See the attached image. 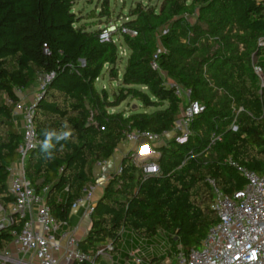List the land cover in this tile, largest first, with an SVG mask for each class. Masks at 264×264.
Instances as JSON below:
<instances>
[{"label":"trees","instance_id":"1","mask_svg":"<svg viewBox=\"0 0 264 264\" xmlns=\"http://www.w3.org/2000/svg\"><path fill=\"white\" fill-rule=\"evenodd\" d=\"M73 4L0 0V206L7 210L15 200L7 185V167L17 160L22 139L13 118L19 102L14 89L52 74L34 105L40 144L28 153L23 170L36 193L46 188L52 215L68 221L73 203L94 182L93 167L115 153L125 132L163 136L175 129L184 104L166 84L171 82L190 89V100L204 106L190 122L187 139L151 145L159 154L151 159L158 172L145 178L131 153L125 154L121 172L111 174L93 204L90 227L78 244L90 252L110 242L118 251L129 229L145 240L160 233L173 250L197 248L217 222L207 180L231 195L246 181L227 160L256 174L264 169V2H138L109 40L99 37L101 28L80 23ZM120 46L127 54L119 76ZM105 68L119 82L111 92L95 85ZM127 98L141 110H114ZM45 131L71 135L59 143L54 137L46 154ZM12 216L0 229V253L23 226ZM163 258L154 256L151 263Z\"/></svg>","mask_w":264,"mask_h":264},{"label":"built area","instance_id":"2","mask_svg":"<svg viewBox=\"0 0 264 264\" xmlns=\"http://www.w3.org/2000/svg\"><path fill=\"white\" fill-rule=\"evenodd\" d=\"M117 26L112 24L102 29L99 37L109 40ZM120 32L129 36L136 35L131 29L122 28ZM112 41L115 42L116 39ZM119 52L121 56L125 55L122 46L119 47ZM152 68H157L156 63H152ZM51 77L52 74L41 77L30 102H21L23 90L20 87L14 89L19 97L14 109L21 115L22 139L17 147L18 158L14 162L18 167L15 169L13 163L7 167L8 191L15 200L8 205V214L0 217V229L12 222L13 214L23 221V226L20 232H13L9 245L0 253V264H153L149 255L153 253L156 245L161 250L156 257H164L158 264H264V169L256 174L230 159L227 160L228 164L246 183L238 191L227 195L213 180H207L212 189L210 208L215 212L217 222L209 227L197 248L185 250L177 246L173 250L170 243L167 248H163V244L156 240L136 239L135 243L131 238V246L127 252L122 248V244L126 243L124 239L118 251H115L110 242L96 246L90 252L81 251L78 244L80 240L72 234L68 221L57 220L45 204L43 195L46 188L42 193H36L23 170L28 153L40 144L33 124L34 105ZM166 84L174 86L175 95L183 100L184 105L175 126L179 132L176 139L183 142L189 135L190 122L203 111L204 106L190 100V89L171 82ZM7 102L11 103L10 100ZM124 136L125 142L138 145V149L132 151L130 156L133 162L139 164L143 177L156 174L158 166L151 159L159 154L152 146L161 136L137 130L127 131ZM115 172H121L120 165ZM92 190V186L85 187L82 194L87 200L85 213L89 216L94 204L90 198ZM78 200L72 207L76 206Z\"/></svg>","mask_w":264,"mask_h":264},{"label":"rangeland","instance_id":"3","mask_svg":"<svg viewBox=\"0 0 264 264\" xmlns=\"http://www.w3.org/2000/svg\"><path fill=\"white\" fill-rule=\"evenodd\" d=\"M73 11L76 15L81 18L80 23H85L86 25H90L91 29L94 28H101L104 29L108 27L109 25L115 24L119 25V23L124 19L125 15L127 14L130 7H133L136 3H144L149 5H159L161 0H106V3L104 4L105 0H73ZM118 36L115 35L114 39H116ZM122 48L125 50V55L121 56V59L116 63V67L118 70V74L122 73L124 69L125 59L127 50L125 47L122 46ZM41 80V77H40ZM38 79L37 82H40ZM118 81L111 80L108 77L107 69L105 68L103 70V74L96 80L95 85L98 89L100 88H106L109 92L115 89V87L118 85ZM132 109H139L141 110L140 105L138 102H136L134 99L127 98L124 102H122L118 107L114 108L116 111H122L124 113L130 112ZM150 110V109H148ZM177 125V123L175 124ZM178 130H173L171 132H168V134H164L159 138L158 141H156L154 144H165L172 138L178 137ZM135 147L131 149L129 152L131 153L134 150L138 149V145L134 144ZM124 232L130 233V236H133L129 229H126ZM136 238V237H135ZM125 241V237H123ZM142 240V239H138ZM156 241H159L161 244H163V248H167L169 246V241L167 238H165L162 234H158ZM153 240V241H155ZM136 242V241H135ZM130 240H126L125 244H122V248L124 252H127L130 245ZM159 244V243H157ZM161 250L158 245L155 246L154 251L152 254L149 255V259L153 256L160 255Z\"/></svg>","mask_w":264,"mask_h":264},{"label":"crops","instance_id":"4","mask_svg":"<svg viewBox=\"0 0 264 264\" xmlns=\"http://www.w3.org/2000/svg\"><path fill=\"white\" fill-rule=\"evenodd\" d=\"M40 80V77L38 78ZM38 84H35L27 89H24L20 98L21 102H30L36 93V90L38 88ZM13 118L15 125L20 131L22 120L21 115L18 110L13 111ZM168 134V133H166ZM161 144H158L156 146H159ZM135 147L134 143L131 142H121L116 150L115 153L112 154V156L107 159L106 161L96 164L93 167V176H94V182L87 183L85 187H93V190L91 192V202L95 203L100 196L103 193V188L108 182L109 177L112 173H114L118 166L120 165V162L125 154H128V152ZM14 168L16 169L18 166L16 163H13ZM64 194V191H62L59 196L62 199V195ZM87 205V200L85 199L84 195L79 198L77 204L75 207L71 208V211L69 213V219H68V225L71 229V232L75 237L79 240L83 239L87 231L90 227V216L85 213ZM8 214V208L7 210H4L2 207L0 209V217H3L4 215ZM132 234V233H131ZM133 235V234H132ZM123 237H125V240H130L131 238L136 241L135 236H130V233L124 232ZM136 243V242H135Z\"/></svg>","mask_w":264,"mask_h":264},{"label":"clouds","instance_id":"5","mask_svg":"<svg viewBox=\"0 0 264 264\" xmlns=\"http://www.w3.org/2000/svg\"><path fill=\"white\" fill-rule=\"evenodd\" d=\"M45 139L43 140L41 144V151L50 154V149L54 147L52 140L55 137V140L57 143H59L61 140H67L71 133L70 132H61V133H56L55 131H45L44 133Z\"/></svg>","mask_w":264,"mask_h":264}]
</instances>
